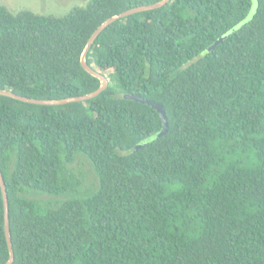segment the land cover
I'll return each instance as SVG.
<instances>
[{"label":"trees","instance_id":"trees-1","mask_svg":"<svg viewBox=\"0 0 264 264\" xmlns=\"http://www.w3.org/2000/svg\"><path fill=\"white\" fill-rule=\"evenodd\" d=\"M160 1L91 0L64 16L0 5V89L38 99L97 90L82 65L93 33ZM253 7L170 0L118 19L87 55L112 71L95 98L0 94L12 264H264V0L247 21ZM126 95L168 116V132L137 150L164 123ZM10 256L0 183V264Z\"/></svg>","mask_w":264,"mask_h":264},{"label":"water","instance_id":"water-1","mask_svg":"<svg viewBox=\"0 0 264 264\" xmlns=\"http://www.w3.org/2000/svg\"><path fill=\"white\" fill-rule=\"evenodd\" d=\"M170 0H163L154 4H150V5H143L140 7H136L133 9H130L128 11H125L123 13L114 15L113 17H111L110 19L106 20L104 23H102L98 29L93 33V35L91 36L87 47L82 55V65L83 67L89 72L91 73L93 76L98 77L101 81H102V85L95 91L85 94V95H81V96H75V97H69V98H65V99H38V98H32V97H27L24 95H20L15 93L12 90H8V89H0V94L1 95H7V96H11L13 98L22 100L24 102H29V103H35V104H41V105H61V104H67V103H71V102H80V101H85V100H89L92 98L97 97L99 94H101L104 90L107 89V87L109 86V78L101 73L100 71H98L97 69H95L93 66H91L88 62H87V55L88 52L91 48V46L93 45L94 41L96 40V38L101 34V32L103 30H105L110 24H112L113 22L117 21L118 19H121L123 17H127L129 15L138 13V12H142V11H147V10H152V9H157L160 7H163L164 5H166ZM258 7V0H254V7H253V11L251 16L247 19L250 20L252 18V16L254 15V13L256 12ZM246 23L243 22L241 23L239 26H237L235 29H233L231 31L234 32L237 29H239L240 27H242L244 24ZM126 97L131 98V99H135L144 103H148L150 105H152L155 109H157L159 111V113L162 116L163 119V123L164 126L163 128L153 137H150L142 142H140L139 144L136 145L135 149H140L142 147H144L145 145L149 144L150 142L154 141L156 138L166 134L169 130V121H168V116L166 113V109L165 107L156 101H152V100H148L144 97L138 96V95H126ZM0 183H1V187H2V191H3V196H4V203H5V228H6V234H7V239H8V243H9V248H10V259L6 264H12L15 260V250L13 247V241H12V235H11V226H10V213H9V194H8V190H7V185L5 182V178L3 175V172L0 168Z\"/></svg>","mask_w":264,"mask_h":264},{"label":"rangeland","instance_id":"rangeland-1","mask_svg":"<svg viewBox=\"0 0 264 264\" xmlns=\"http://www.w3.org/2000/svg\"><path fill=\"white\" fill-rule=\"evenodd\" d=\"M91 0H0V5L6 6L13 13L22 10H30L43 15L64 16L70 13L76 7H85ZM108 71L105 75H109ZM115 86L114 83H112ZM80 167L86 174V183L90 184L96 181V175L93 167L86 159L80 160ZM46 199H56L55 197L44 196Z\"/></svg>","mask_w":264,"mask_h":264}]
</instances>
